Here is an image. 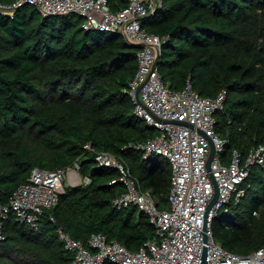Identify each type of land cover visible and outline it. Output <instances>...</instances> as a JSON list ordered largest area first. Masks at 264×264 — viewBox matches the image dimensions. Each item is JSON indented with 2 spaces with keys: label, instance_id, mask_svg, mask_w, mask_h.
Here are the masks:
<instances>
[{
  "label": "trees",
  "instance_id": "1",
  "mask_svg": "<svg viewBox=\"0 0 264 264\" xmlns=\"http://www.w3.org/2000/svg\"><path fill=\"white\" fill-rule=\"evenodd\" d=\"M15 1L0 0L10 7L0 9V204L33 167L76 163L81 181L63 185L36 228L12 212L3 219L0 264H69L73 253L57 229L83 243L100 232L136 251L155 225L135 205L114 203L124 191L119 170L95 156L113 155L158 209H169V166L137 147L154 134L127 93L138 47L111 31L82 29L77 14L43 16L30 4L12 7ZM127 1L107 4L116 11ZM141 24L163 40L157 68L170 89L188 80L203 96L224 90L214 112L224 162L233 148L246 154L264 143V0H162ZM244 186V196L210 222L213 239L237 254L264 246V165L249 168Z\"/></svg>",
  "mask_w": 264,
  "mask_h": 264
},
{
  "label": "built area",
  "instance_id": "2",
  "mask_svg": "<svg viewBox=\"0 0 264 264\" xmlns=\"http://www.w3.org/2000/svg\"><path fill=\"white\" fill-rule=\"evenodd\" d=\"M22 4L34 6L43 16L77 14L82 19V29L111 31L134 45H141L127 93L134 114L151 126L154 134L137 147L144 155L151 152L159 155L170 168L169 209L161 210L156 207L151 192L138 186L125 164L108 152H97L98 163L115 166L124 184V191L114 203L133 204L144 212L155 225V235L143 247L131 251L100 232L91 233L83 243L57 229L64 247L73 253L69 264H199L203 246L207 264H264V246L247 254L233 253L216 242L210 231L212 217L225 213L227 203L236 204L244 196L249 168L264 165V143L252 146L246 154L233 148L224 162L221 152L226 140L216 133L214 118L215 110L222 106L224 90L210 97L196 92L188 80L179 90H172L163 82L157 68L163 40L141 24L144 17L161 7L162 0H128L116 11L110 9L107 0H16L12 7ZM0 9L10 13L9 6L0 5ZM210 141L215 151L207 169ZM77 167L76 163L66 169L33 167L26 182L13 191L7 203L0 204V239L3 219L10 212L36 228L43 211L56 203L64 181L67 184L81 181ZM212 179L218 195L203 230L205 207L214 194ZM83 181L88 182V178Z\"/></svg>",
  "mask_w": 264,
  "mask_h": 264
},
{
  "label": "water",
  "instance_id": "3",
  "mask_svg": "<svg viewBox=\"0 0 264 264\" xmlns=\"http://www.w3.org/2000/svg\"><path fill=\"white\" fill-rule=\"evenodd\" d=\"M154 12V11H153ZM150 13L148 15H151L153 14ZM138 48H140V44H135ZM214 146H213V143L210 141V149H209V153L207 155V158H206V167L207 169H209L210 167V162H211V159L214 155ZM210 177H211V173L209 174ZM212 182H213V186H214V194L211 198V200L209 201V203L207 204V206L205 207V211H204V215H203V230L206 229V226H207V215H208V212H209V209L210 207L213 205V203L216 201L217 199V195H218V190H217V186H216V183L215 181L212 179ZM203 239L205 240V234L203 233ZM262 259H264V257H262ZM199 264H207V261H206V247L203 246L202 247V252H201V255H200V260H199Z\"/></svg>",
  "mask_w": 264,
  "mask_h": 264
},
{
  "label": "rangeland",
  "instance_id": "4",
  "mask_svg": "<svg viewBox=\"0 0 264 264\" xmlns=\"http://www.w3.org/2000/svg\"><path fill=\"white\" fill-rule=\"evenodd\" d=\"M75 181H76V180H75ZM64 182H65V184H67V180H65ZM137 212H138V211H137Z\"/></svg>",
  "mask_w": 264,
  "mask_h": 264
}]
</instances>
